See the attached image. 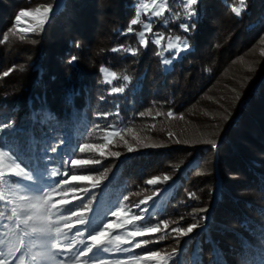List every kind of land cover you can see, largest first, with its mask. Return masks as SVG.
Segmentation results:
<instances>
[{
  "label": "trees",
  "instance_id": "1",
  "mask_svg": "<svg viewBox=\"0 0 264 264\" xmlns=\"http://www.w3.org/2000/svg\"><path fill=\"white\" fill-rule=\"evenodd\" d=\"M55 2L0 0V40L9 35L0 43V122L14 120L15 127L25 133L31 129L37 140L51 128L49 139L63 136L77 145L104 144L112 131L105 125L123 127L111 137L105 156L77 150L75 158L101 163L76 169V174L103 173L105 178L96 188L87 181L71 182L64 187L87 188L88 196L69 192L67 198L73 203L81 202L74 195L90 198L93 209L108 200L123 205L122 212L130 217L136 211L130 205L174 183L152 223L158 219L169 221L170 228L199 226L189 237L178 238L179 245L172 233L134 252L157 248L171 253L178 248L170 264H191L193 253L202 256V264H264V0H245L240 17L228 6L238 0H200L191 48L170 66L161 63L151 42L136 57L111 50L139 47L135 34H121L135 18L139 0H63L64 8L40 35L20 40L24 34L8 31L21 10ZM173 9L182 13L179 4ZM141 19L147 20L145 15ZM155 20L153 31L188 35L179 28L183 15L169 20L167 29L162 19ZM133 27L139 31L141 25ZM72 55L79 57L76 66L68 63ZM102 66L119 78L105 83L112 78L100 72ZM9 69V76H3ZM124 75L130 82L123 81ZM118 86L124 87L122 93L110 92ZM37 110V121L45 113L54 119L33 124ZM106 112L111 113L107 119H98L97 114ZM19 139L26 149L28 136ZM208 140L218 148L213 150ZM165 175L171 179L164 181ZM157 177L156 185L147 184ZM189 193L195 195L189 198ZM204 216L206 221L198 219ZM116 218L108 212L110 222ZM161 228L155 235H163ZM145 239L152 237H137Z\"/></svg>",
  "mask_w": 264,
  "mask_h": 264
},
{
  "label": "snow or ice",
  "instance_id": "2",
  "mask_svg": "<svg viewBox=\"0 0 264 264\" xmlns=\"http://www.w3.org/2000/svg\"><path fill=\"white\" fill-rule=\"evenodd\" d=\"M199 3L200 0H139L135 18L130 20L127 29L121 33L135 34L139 47L119 45L111 50L123 51L136 57L140 49H146L151 42L157 46L155 55L161 57V63L165 66L172 65L173 61L182 59L181 54L191 48L190 35L196 28L198 19L196 6ZM176 4L180 5L182 13L174 11L173 5ZM228 6L237 17H240L246 8L245 0H238V4L231 3ZM63 8V0L28 7L16 15L13 28L8 31L12 35H15L16 31L23 33L20 40L28 39L31 35H40L45 31L46 24H50ZM165 13L168 15L165 16ZM142 14L147 15L148 19L142 20ZM181 15L183 22L179 23V28L188 35H172L169 30V34L165 36L161 31H153L157 22L154 18L162 19L163 27L167 29L169 20H179ZM25 18H30L32 22L20 27L25 23ZM138 24L141 25L139 31L133 27ZM8 40L9 35L5 33L0 43ZM75 46L81 47L78 42ZM78 60L77 55H72L68 63L76 66ZM164 70L169 71L170 68L166 67ZM11 71L12 69L3 72V76H9ZM100 72L111 76L112 80H105L108 84L119 78L116 71H109L103 66ZM122 79L130 82L128 75H124ZM123 91V86L110 89L111 93ZM39 112L40 110H37L31 117L33 124L39 122L45 125L49 120L54 119L50 113H45L44 118L37 121ZM110 114L106 112L97 116L99 119L103 115L107 119ZM118 114L119 108H117ZM139 115L143 116L145 113L141 112ZM167 115L172 116V111H168ZM95 127L100 128V124L97 123ZM104 127L112 129L109 136L105 137L106 143L77 145L70 144L63 136L49 139L48 134L53 131L51 128L48 129V133L42 132L44 139L37 140L31 129L25 133L24 129L15 127L14 120L0 122V264H148L149 261H155L156 264H170L174 261L178 248H173L171 253L157 248H147L146 252L139 253L133 250L141 248L142 245L158 243L172 233L177 234L172 238L179 245L178 238L189 237L199 226L198 222L171 228L170 222L166 220L157 219L152 223L158 215V202L151 196L136 205H130L136 209L130 217H125L122 212L123 205L116 207L108 200H104L93 209L90 206V198L83 200L74 195V199L80 200V203H73L72 199L67 198L69 192L73 194L83 192L88 196L87 188L64 187L71 182L87 181L96 188L105 178L103 173L100 176L86 173L78 175L74 171L83 169L86 165L101 163L99 160L75 158L77 150L80 153L97 152L103 157L105 149L112 143L111 137L123 131V127L118 128L117 124L110 123ZM18 134L28 136L29 146L26 149L21 147ZM205 143L210 144L213 150L218 148L216 141L208 140ZM128 151H133V148L129 147ZM112 155L119 157L120 153L113 152ZM57 160L59 164L51 167ZM163 179L168 181L171 177L165 175ZM158 181V177L148 179L147 184L156 185ZM153 191L157 190L153 188ZM194 195L189 193V198ZM57 196L60 198L56 199ZM124 199L126 200L127 197L125 196ZM109 211L112 216L117 217L116 223L109 221ZM200 211L207 212V209ZM89 212L91 215L87 214ZM198 219L206 221L208 217ZM161 224L163 235H155L162 232ZM114 229H126V232L113 236ZM145 236L152 239L137 240V237ZM187 243L188 241L185 240V244ZM122 245H130V247H122ZM116 253L121 255L115 256ZM128 253L131 255H125ZM176 264L180 262L176 261ZM191 264H202V256L193 253ZM213 264L217 262L213 261ZM243 264L249 262L244 260Z\"/></svg>",
  "mask_w": 264,
  "mask_h": 264
},
{
  "label": "rangeland",
  "instance_id": "3",
  "mask_svg": "<svg viewBox=\"0 0 264 264\" xmlns=\"http://www.w3.org/2000/svg\"><path fill=\"white\" fill-rule=\"evenodd\" d=\"M146 12H147V9L145 10ZM143 15V14H142ZM146 16V18L148 19V16L147 15H145ZM155 19V18H154ZM15 22V21H14ZM32 21H31V19L30 18H25V23H22L21 25H20V27H25L26 26V24L27 23H31ZM21 34H23V33H21ZM174 186V183H172V184H170L169 186H166L165 188H163V189H161V190H159L158 192H156V195L155 196H153V199H155V200H157V202H158V208H157V210L160 208V206H161V203H162V200L168 195V192L170 191V187H173ZM162 198L160 201H158V199L159 198ZM117 222V218L113 221V223H116ZM126 230H124V229H114L113 231H112V235L114 236V235H116V234H118V233H121V232H125ZM123 246V245H122ZM129 247H130V245H129ZM105 255H107V254H105ZM148 264H156V262L155 261H149L148 262Z\"/></svg>",
  "mask_w": 264,
  "mask_h": 264
},
{
  "label": "water",
  "instance_id": "4",
  "mask_svg": "<svg viewBox=\"0 0 264 264\" xmlns=\"http://www.w3.org/2000/svg\"><path fill=\"white\" fill-rule=\"evenodd\" d=\"M64 3V2H63ZM173 187H170V191L172 190ZM162 199V198H161Z\"/></svg>",
  "mask_w": 264,
  "mask_h": 264
},
{
  "label": "bare ground",
  "instance_id": "5",
  "mask_svg": "<svg viewBox=\"0 0 264 264\" xmlns=\"http://www.w3.org/2000/svg\"><path fill=\"white\" fill-rule=\"evenodd\" d=\"M161 200V197L158 199V201H160Z\"/></svg>",
  "mask_w": 264,
  "mask_h": 264
}]
</instances>
